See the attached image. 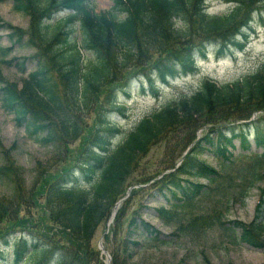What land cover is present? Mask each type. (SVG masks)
Masks as SVG:
<instances>
[{
    "label": "trees",
    "instance_id": "obj_1",
    "mask_svg": "<svg viewBox=\"0 0 264 264\" xmlns=\"http://www.w3.org/2000/svg\"><path fill=\"white\" fill-rule=\"evenodd\" d=\"M11 1L13 11L29 19L28 29L2 27L14 44L34 50L26 59L34 63V69L17 84L0 74V101L15 115L18 126L24 125L42 145L62 151L56 163L39 172L38 188L25 190L10 152L0 142L5 158L0 179L10 178L14 186L13 200L0 199V245L8 246L11 241L13 264H103L100 251L91 246L95 232L107 221L115 203L137 184L143 187L132 189L130 197L165 200L154 212L166 227L177 222V229H204L210 219L202 212H183L212 192L211 186L224 179L222 172L236 157L250 159L238 180L250 189L257 183L262 186L250 225H219L228 232L231 244L237 239L254 249L264 248V65L231 84L205 81L197 91L141 119L114 149L107 142L116 132L111 112L122 110L115 108L117 92L126 91L133 77L155 70L165 82L177 74L176 65L191 63L195 52H202L207 44L220 42L222 48L237 36L245 37L253 13L264 10V0H220L232 4L222 15H209L206 0H111L112 7L106 12H96L91 0ZM60 13L65 16L50 29ZM16 65L24 73L25 62ZM254 113L255 120L238 124ZM89 117H94L93 124L88 123ZM202 128L196 141L195 132ZM250 131L261 153L233 156L227 151L233 139L248 150ZM191 144L177 169L150 187L144 186L162 168H174ZM72 145H76L74 150ZM157 150L162 153L158 171L143 176L144 159ZM206 151L219 160L218 169L201 159ZM77 170L82 183L75 188L65 186ZM246 187L239 192L241 203L249 196ZM127 199L108 233L116 238L122 232L119 249L108 250L111 264H127L129 251L182 246L174 233L165 235L142 218L143 212L151 210L143 202L123 228ZM228 210L225 206V213ZM33 211L42 215L34 220ZM235 230L240 233L236 237ZM11 233L17 236L10 237ZM105 241L109 242V235ZM0 251V264H8L7 252ZM203 253L200 262L198 252L193 254L195 263L205 262Z\"/></svg>",
    "mask_w": 264,
    "mask_h": 264
},
{
    "label": "rangeland",
    "instance_id": "obj_2",
    "mask_svg": "<svg viewBox=\"0 0 264 264\" xmlns=\"http://www.w3.org/2000/svg\"><path fill=\"white\" fill-rule=\"evenodd\" d=\"M92 1L96 12H106L112 7L111 0ZM207 7L209 14L222 15L229 11L230 6L220 0H208ZM63 17L64 14H58L53 18L50 29L55 28L54 22L62 20ZM6 24L27 30L29 19L13 11L11 0H0V74L5 80L17 84L34 69V63L31 60H26L34 54V50L21 47L10 41L8 38L9 31L2 27ZM75 26L77 25L75 24ZM238 41L242 43V47L232 46L230 49L223 50L220 53L214 48H209L207 51L209 53L205 56L195 53L196 60L193 70L184 69L188 68L189 64L177 66V76L173 80H168L167 84H162L160 81L155 80V87L151 89L145 79L134 82L127 99L122 93L118 94L120 101L125 102L124 116L116 112L111 119L117 124L122 125L119 126L120 130L126 133L133 124L147 116L150 112L164 107L179 95L194 92L203 83L204 80L202 79L204 77L210 78L217 84L224 85L233 83L253 73L264 62V20L263 24L260 20L255 22L252 29L249 30L246 39L239 38ZM5 50H9V52L5 53ZM8 61H12L11 65L6 64ZM23 61L25 62L24 73H21L16 63ZM154 73L156 74L155 70ZM87 121L89 124H93L94 117H89ZM243 123L245 122H238L240 125ZM25 128L24 125L18 126L15 115L6 111L3 103L0 101V142L3 148L10 152L25 190H32L33 188L37 189L39 184H41L39 172L44 169L46 170L47 165L56 163L62 151L57 152L49 146L42 145L38 141V137L32 134L31 131H26ZM200 136V130L195 132L196 138H200ZM249 136L251 144L249 151L252 153L259 152V149H256L254 146V136ZM233 141V147L227 145L228 150L234 155L242 153L243 151L238 140ZM78 142H81V140L79 139ZM75 147L76 145H72L71 150H74ZM161 158V150L151 152L144 159L146 165L141 168V174L143 176L155 175L158 171L157 165ZM4 159L3 153L0 151V166L4 163ZM203 160L205 163L219 168L218 161L212 155L203 157ZM249 164L250 159L237 158L229 168H225L222 172L225 175L224 179L220 180L217 185H212V192L196 202L192 206L194 207L192 210L183 212L185 214L197 211L202 212L206 218L210 219V224L204 229L198 227H192L191 230H185L181 227L177 229V222L169 228L155 217L154 211L143 212V218L154 227L165 234L174 233V236L180 239L183 249L179 245H169L160 247L156 252H152L151 250L129 251L131 255L127 264H198V261L195 263L196 259L193 260V254L198 252L200 262L203 259L200 254L202 250H205L203 254L206 260L201 264H264V248L254 249L242 243L231 244L226 236L228 232L222 230V227L219 225V222L225 221V224H227V222L235 220L242 222L246 226L250 225L253 220L262 184L257 183L250 189L245 186L242 180H238V177L244 176L245 168ZM170 172H172L171 167L162 168L160 174L156 175L157 177L155 176L153 180L147 182L144 186L150 187L154 181L160 180ZM10 180V178H6V180L0 179V199L7 201L14 199V186L12 182L10 183ZM190 180L196 181L193 178H190ZM196 182L205 183L204 181ZM140 187L143 186L137 184L134 189ZM245 187L249 190V196L245 199L244 203H241L239 192ZM127 198L128 203L123 219V228H125L132 212L141 202L148 208H154V206H158L157 204H159L158 201L152 203V201H147L148 199L144 200V198L141 201L139 195H135V197L128 196ZM225 206L229 207V212L225 213ZM38 214L42 215L40 211H33L34 220H36ZM109 219L110 216L104 224L99 226L91 243L92 248L97 250L102 245L104 247L102 249L104 255L105 252L107 254L110 253L108 251L110 247L116 248V250L119 249L120 243L118 238H120L122 233L120 232L116 238L111 233L108 234L114 220L109 223ZM227 228L230 227L227 226ZM235 233L234 236H236ZM12 235L13 237L17 236L14 233H11L9 236L11 237ZM107 235H109L108 243L105 241ZM10 244L11 241H9ZM7 250L9 252L8 259L10 260L12 258V249L8 248ZM1 255L3 253L0 251Z\"/></svg>",
    "mask_w": 264,
    "mask_h": 264
},
{
    "label": "water",
    "instance_id": "obj_3",
    "mask_svg": "<svg viewBox=\"0 0 264 264\" xmlns=\"http://www.w3.org/2000/svg\"><path fill=\"white\" fill-rule=\"evenodd\" d=\"M117 206V205H116ZM109 260V259H108ZM107 264H109V263H107Z\"/></svg>",
    "mask_w": 264,
    "mask_h": 264
}]
</instances>
